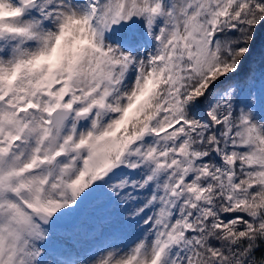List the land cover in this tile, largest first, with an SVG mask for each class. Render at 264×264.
Instances as JSON below:
<instances>
[{
	"label": "snow or ice",
	"instance_id": "1",
	"mask_svg": "<svg viewBox=\"0 0 264 264\" xmlns=\"http://www.w3.org/2000/svg\"><path fill=\"white\" fill-rule=\"evenodd\" d=\"M258 34L264 0H0V264H264Z\"/></svg>",
	"mask_w": 264,
	"mask_h": 264
},
{
	"label": "trees",
	"instance_id": "2",
	"mask_svg": "<svg viewBox=\"0 0 264 264\" xmlns=\"http://www.w3.org/2000/svg\"><path fill=\"white\" fill-rule=\"evenodd\" d=\"M264 55V39L260 36V34L257 35V40L255 44L253 45V51L251 56L249 57V60H255L259 61L261 56ZM247 70V65L242 67L241 73L243 74Z\"/></svg>",
	"mask_w": 264,
	"mask_h": 264
}]
</instances>
